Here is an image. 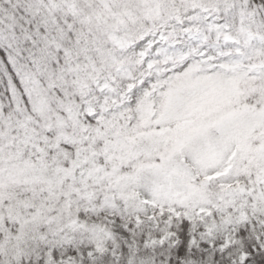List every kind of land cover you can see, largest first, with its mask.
Returning a JSON list of instances; mask_svg holds the SVG:
<instances>
[{"label": "rangeland", "instance_id": "obj_1", "mask_svg": "<svg viewBox=\"0 0 264 264\" xmlns=\"http://www.w3.org/2000/svg\"><path fill=\"white\" fill-rule=\"evenodd\" d=\"M201 1L165 68L169 0H0V264H133L188 238L174 216L195 208L204 233L264 202V4ZM141 31L159 33L137 54ZM209 237L190 251L235 239ZM255 240L207 264H254Z\"/></svg>", "mask_w": 264, "mask_h": 264}, {"label": "trees", "instance_id": "obj_2", "mask_svg": "<svg viewBox=\"0 0 264 264\" xmlns=\"http://www.w3.org/2000/svg\"><path fill=\"white\" fill-rule=\"evenodd\" d=\"M255 1L264 4V0ZM255 202L257 206H254L253 210L242 213L239 218L234 215L226 216L219 210H211L202 223L207 226V231L204 233L197 230L191 231V227L197 224L198 213L195 208L168 219L167 227L188 238L176 236L171 241L149 244L140 251L133 264H207L217 260L223 262L237 256L242 250L251 249L256 241V234L260 231L264 233V202L261 199ZM171 204L166 202V205ZM228 227L233 230L235 239L225 250L211 248L206 251H190L189 247L196 240H210L209 236L221 234ZM257 255L258 258L254 264H264V248ZM78 260V264H113L111 258L103 259V256L94 258L80 256Z\"/></svg>", "mask_w": 264, "mask_h": 264}, {"label": "bare ground", "instance_id": "obj_3", "mask_svg": "<svg viewBox=\"0 0 264 264\" xmlns=\"http://www.w3.org/2000/svg\"><path fill=\"white\" fill-rule=\"evenodd\" d=\"M169 3L173 4L171 7L172 9V14H171V18H172V24L171 27L174 29L173 33L170 31H166L164 33V35L166 36V40L168 42L173 41L175 47L177 48H181L183 45H185L188 40L183 39L184 36L182 35L184 32L179 30V27H184V24H186V22L191 21L190 20V15L195 11L198 10L203 13L206 12V10L203 9L202 6V1L200 2V0H169ZM185 3L184 6H182V4ZM177 4V5H176ZM183 8H182V7ZM208 16V15H207ZM171 22V21H170ZM177 29L178 34L175 35L174 32ZM157 30V29H156ZM138 33H144L142 37H139V39L134 42L132 39L130 41V51L137 53V54H142L145 53L149 50V47H147L149 45V41L148 39H155V37H158V33L157 31L155 32H149V31H141ZM129 34V33H128ZM133 36H136V33H133L130 38H132ZM174 37V38H173ZM169 38H172L171 40H169ZM133 42V43H131ZM176 48V49H177ZM185 52L184 48L181 49H177L176 51H171L168 53L170 60L164 64H162V66H164L166 68V66L168 65H172V64H178V63H182L179 62L178 59L183 57V53ZM194 54V53H193ZM188 57H193V55H189ZM176 58V60H175ZM186 60V59H185ZM184 60V61H185ZM148 67V64H144L143 67ZM228 105V104H227ZM193 112V111H191ZM207 116H205L203 119H205ZM193 125H191L190 122H186L183 124V126L180 128L179 132H184V136L187 138V140H190L191 142L194 141L198 136L197 134L193 133L194 135L192 136H188L189 133L192 132H188L186 133L185 131H188ZM178 133V132H176Z\"/></svg>", "mask_w": 264, "mask_h": 264}]
</instances>
